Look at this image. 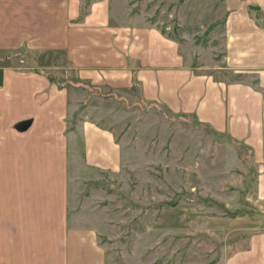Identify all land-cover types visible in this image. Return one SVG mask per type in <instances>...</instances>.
I'll return each mask as SVG.
<instances>
[{
    "label": "crops",
    "instance_id": "obj_1",
    "mask_svg": "<svg viewBox=\"0 0 264 264\" xmlns=\"http://www.w3.org/2000/svg\"><path fill=\"white\" fill-rule=\"evenodd\" d=\"M110 9L109 0H0V264H112L96 228L80 224L89 216L72 213L70 181L117 171L120 146L109 130L75 118L69 88L32 62L40 56L66 61L76 86L136 87L142 101L241 144L256 170L254 201L264 203V24L242 10L252 20L247 31L237 22L230 40L231 77L214 79L175 39L114 24ZM226 263L264 264V232Z\"/></svg>",
    "mask_w": 264,
    "mask_h": 264
},
{
    "label": "rangeland",
    "instance_id": "obj_2",
    "mask_svg": "<svg viewBox=\"0 0 264 264\" xmlns=\"http://www.w3.org/2000/svg\"><path fill=\"white\" fill-rule=\"evenodd\" d=\"M250 2L109 0V6L114 24L155 27L178 42L197 72L230 79L227 49L239 34L236 25L252 20L241 17ZM256 12L264 24V9ZM32 62L46 64L43 71L69 88L78 121L109 130L120 146L117 171L82 172L70 181L72 213L89 216L80 224L96 228L112 264H227L248 249L250 236L264 232L255 210L264 209L254 201L255 166L241 144L142 101L136 87L76 86L60 57Z\"/></svg>",
    "mask_w": 264,
    "mask_h": 264
},
{
    "label": "trees",
    "instance_id": "obj_3",
    "mask_svg": "<svg viewBox=\"0 0 264 264\" xmlns=\"http://www.w3.org/2000/svg\"><path fill=\"white\" fill-rule=\"evenodd\" d=\"M246 10H247V13L248 14H250V15H254V20L256 21V23L259 25V26H262V22H261V20H259V19H261V18H257V12L256 11H259L260 10V7L258 6V5H255V4H249V5H247L246 6ZM51 80V79H50ZM167 109V108H166ZM168 110V109H167ZM169 111V110H168ZM200 125H203V126H205L204 124H202V123H200V122H198ZM205 127H207V126H205ZM208 128V127H207ZM209 129V128H208ZM211 130V129H210ZM212 131V130H211ZM213 132V131H212ZM215 133V132H214ZM233 141V140H232ZM234 143H237V142H235V141H233ZM237 144H239V143H237ZM244 147V146H243ZM245 148V147H244ZM247 149V148H246ZM248 150V149H247ZM248 152H249V150H248ZM249 154H250V152H249ZM250 157H251V155H250ZM256 211H257V213L259 214V213H261V209H255Z\"/></svg>",
    "mask_w": 264,
    "mask_h": 264
}]
</instances>
